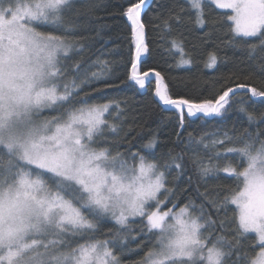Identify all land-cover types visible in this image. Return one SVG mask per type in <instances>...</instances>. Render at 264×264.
I'll return each mask as SVG.
<instances>
[{
	"label": "snow or ice",
	"instance_id": "1",
	"mask_svg": "<svg viewBox=\"0 0 264 264\" xmlns=\"http://www.w3.org/2000/svg\"><path fill=\"white\" fill-rule=\"evenodd\" d=\"M145 2L130 3L123 12L135 47L128 79L141 89L150 74L138 71L148 51ZM205 2L188 0L199 26L207 24ZM209 2L231 11L229 42L243 45L250 59L259 53L264 72V0ZM94 7L91 0H0V264H122L125 255L148 245L132 264H264V131L235 137L224 132L210 144L201 137L196 143L213 150L207 160L192 147L191 134L181 141L200 179L193 184L188 175L182 190L188 199L179 206L161 165L131 151L129 133L120 135L122 124L106 119L113 111L120 119V101L90 102L117 87L107 61L94 62L100 68L90 71L82 58L73 60L84 51L76 38L79 19ZM163 24L171 30L168 19ZM172 46L183 51L176 40ZM216 63L210 55L207 67ZM154 75L155 95L180 112L181 128L185 107L188 116H220L237 95L264 98V89L234 83L240 74L233 73L214 99H174L160 72ZM238 111L250 125L258 119L244 106ZM155 143L151 139L145 147ZM169 160L163 168H174L176 179L188 174L183 154L170 151ZM221 178L234 179L236 187L208 186ZM137 217L142 227L130 235V218ZM105 218L116 227L100 238Z\"/></svg>",
	"mask_w": 264,
	"mask_h": 264
},
{
	"label": "trees",
	"instance_id": "2",
	"mask_svg": "<svg viewBox=\"0 0 264 264\" xmlns=\"http://www.w3.org/2000/svg\"><path fill=\"white\" fill-rule=\"evenodd\" d=\"M138 0H91L95 5L91 13L82 15L79 19V28L76 38L84 46V51L74 55L73 60L83 59L87 65H92L90 71L100 68L96 61H107L113 69L111 79L117 87L107 90L106 94H94L91 103L104 102L106 99L120 101L124 109L119 120H115V112L106 114L109 123L122 124L120 135L128 132V140L133 141L131 151L140 152L149 159H154L161 165V170L166 171L167 186L176 190L179 206L188 199L182 195L186 187L188 175L193 176V184L200 178L195 175V170L190 163L191 152L185 149V143L189 140V134L193 139L192 147L207 160L213 154L211 148L205 149L203 144L196 141L201 137L205 143L214 138H222L224 132L239 136L245 134V130L255 134L258 130L264 131V120L260 119L264 114V98L249 99L250 93L234 97L232 107L220 116H205L197 113L188 116L187 108H184V126H180V112L171 106H165L155 95L156 79L154 72H160L163 84L167 86L169 95L174 99L185 98L192 102H202L205 99H214L219 94L221 85L233 74H240L234 83H247L258 89H264V72L259 64V53L253 59L249 58L247 49L243 46L230 43L232 33L229 29L230 22L227 15L231 11L216 8L206 0L204 6L207 24H196V13L192 10L188 0H147L142 10V22L145 25V43L148 51L145 52L138 65V71L149 72L146 78L145 88L141 89L134 81L128 79L131 71L132 54L135 47L131 35V24L123 15L130 3ZM83 13V9H81ZM173 14H179V23L172 18ZM168 19L171 25L169 31L164 27L163 21ZM176 40L183 51L172 46ZM210 55H215L217 63L207 67ZM181 59L190 60V64H181ZM153 70V71H150ZM245 77H248L245 80ZM68 79H71L69 75ZM88 91V89H85ZM243 101V105L241 104ZM244 106L249 112L257 116V121L249 124L247 117L238 109ZM55 114V113H53ZM180 133V136H177ZM155 139L153 148H146L149 140ZM230 146V145H226ZM127 148V143L121 146V151ZM218 150L223 149L218 147ZM184 155L188 174L176 179V170L168 172L163 165L170 163L169 153ZM225 163L220 161L221 166ZM225 174L221 173V177ZM208 186L211 188H235L234 179L221 178L210 179ZM203 190V189H202ZM163 198V197H161ZM172 206L171 203L167 207ZM163 207L162 210H164ZM229 215H232L230 212ZM110 218L102 221L97 236L107 238L104 233L109 228H115ZM130 235H137L142 227L140 218L130 219ZM135 247V244L132 245ZM137 251L122 258V264H132L139 260L144 252Z\"/></svg>",
	"mask_w": 264,
	"mask_h": 264
},
{
	"label": "rangeland",
	"instance_id": "3",
	"mask_svg": "<svg viewBox=\"0 0 264 264\" xmlns=\"http://www.w3.org/2000/svg\"><path fill=\"white\" fill-rule=\"evenodd\" d=\"M207 1H209V0H207ZM222 10H228V9H222ZM228 11H230V10H228ZM197 103H200V102H197ZM171 207V206H170ZM163 208V207H162ZM162 208H161V210H162ZM164 210H167V208H164ZM131 219V218H130Z\"/></svg>",
	"mask_w": 264,
	"mask_h": 264
},
{
	"label": "water",
	"instance_id": "4",
	"mask_svg": "<svg viewBox=\"0 0 264 264\" xmlns=\"http://www.w3.org/2000/svg\"><path fill=\"white\" fill-rule=\"evenodd\" d=\"M147 1V0H146ZM135 51V50H134Z\"/></svg>",
	"mask_w": 264,
	"mask_h": 264
}]
</instances>
